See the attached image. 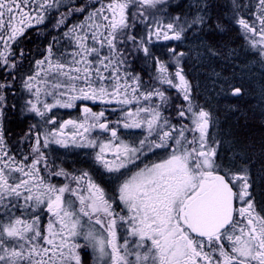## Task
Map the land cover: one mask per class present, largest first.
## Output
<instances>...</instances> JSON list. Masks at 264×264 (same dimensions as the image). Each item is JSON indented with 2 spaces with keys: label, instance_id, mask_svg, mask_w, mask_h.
Wrapping results in <instances>:
<instances>
[{
  "label": "snow or ice",
  "instance_id": "1",
  "mask_svg": "<svg viewBox=\"0 0 264 264\" xmlns=\"http://www.w3.org/2000/svg\"><path fill=\"white\" fill-rule=\"evenodd\" d=\"M257 75L264 0H0V264H264Z\"/></svg>",
  "mask_w": 264,
  "mask_h": 264
},
{
  "label": "flooded vegetation",
  "instance_id": "2",
  "mask_svg": "<svg viewBox=\"0 0 264 264\" xmlns=\"http://www.w3.org/2000/svg\"><path fill=\"white\" fill-rule=\"evenodd\" d=\"M160 43L163 45L167 42ZM246 59L247 58L244 56V54L240 53V62L244 63ZM217 69L219 70V67H217ZM228 71H231V67L225 69V72ZM253 71L256 72L258 70L253 69ZM204 74L206 73L204 72ZM193 75L200 81L202 90L206 86H209L207 79L202 78V71L197 73L196 70L193 69ZM245 83L246 88L248 89L245 95L240 97L239 99L231 98L228 100V103L237 105L238 110L233 112H218V115L220 116V128L225 134V139L229 138L227 134L231 132L233 134L248 137L249 139L259 142L261 136L264 135V118L260 116V109L258 106L259 75H257L253 80H246ZM79 103L80 102L77 101L75 108L71 110L58 109V115L63 116L64 118L77 115ZM88 103L89 106H92L91 102ZM242 113H247V115H244ZM21 123L22 121L20 120L19 114L17 113V115L12 117L9 127H11L14 131H19V126L21 125ZM221 149L223 151H227L228 145L222 144ZM57 155L65 157V153L63 150L57 152ZM81 155L82 154L80 153H71L66 158L75 160Z\"/></svg>",
  "mask_w": 264,
  "mask_h": 264
},
{
  "label": "rangeland",
  "instance_id": "3",
  "mask_svg": "<svg viewBox=\"0 0 264 264\" xmlns=\"http://www.w3.org/2000/svg\"><path fill=\"white\" fill-rule=\"evenodd\" d=\"M185 2H186V0H185ZM202 78H203V79H205V78H206V74H204V72H203V71H202ZM203 82H204V80H203ZM74 108H75V107H74ZM74 108H73V109H74ZM70 110H71V109H70Z\"/></svg>",
  "mask_w": 264,
  "mask_h": 264
},
{
  "label": "trees",
  "instance_id": "4",
  "mask_svg": "<svg viewBox=\"0 0 264 264\" xmlns=\"http://www.w3.org/2000/svg\"><path fill=\"white\" fill-rule=\"evenodd\" d=\"M219 65H220V62L218 61V62H217V67H219Z\"/></svg>",
  "mask_w": 264,
  "mask_h": 264
}]
</instances>
